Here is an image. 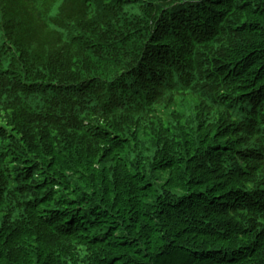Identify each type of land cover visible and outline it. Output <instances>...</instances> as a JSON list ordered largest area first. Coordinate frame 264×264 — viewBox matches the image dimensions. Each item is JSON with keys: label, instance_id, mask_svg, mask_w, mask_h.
<instances>
[{"label": "trees", "instance_id": "obj_1", "mask_svg": "<svg viewBox=\"0 0 264 264\" xmlns=\"http://www.w3.org/2000/svg\"><path fill=\"white\" fill-rule=\"evenodd\" d=\"M0 264H264V0H0Z\"/></svg>", "mask_w": 264, "mask_h": 264}]
</instances>
